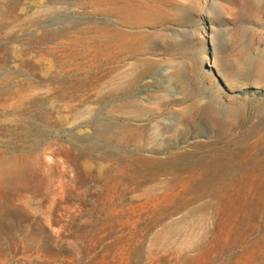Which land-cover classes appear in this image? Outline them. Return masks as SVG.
Masks as SVG:
<instances>
[{
    "label": "rangeland",
    "instance_id": "rangeland-1",
    "mask_svg": "<svg viewBox=\"0 0 264 264\" xmlns=\"http://www.w3.org/2000/svg\"><path fill=\"white\" fill-rule=\"evenodd\" d=\"M0 264H264V0H0Z\"/></svg>",
    "mask_w": 264,
    "mask_h": 264
},
{
    "label": "bare ground",
    "instance_id": "bare-ground-1",
    "mask_svg": "<svg viewBox=\"0 0 264 264\" xmlns=\"http://www.w3.org/2000/svg\"><path fill=\"white\" fill-rule=\"evenodd\" d=\"M114 1H115V0H114ZM122 1H123V0H122ZM109 3H110V2H109ZM112 3H113V2H112ZM112 3H111V4H112ZM118 3H119V2H118ZM131 3H132V2H131ZM131 3H130V4H131ZM113 4H114V3H113ZM125 4H126V3H125ZM115 5H116V4H115ZM131 5H132V4H131ZM98 7H99V5H98ZM103 8H104V7H103ZM105 8H106V6H105ZM115 8H116V7H115ZM107 9H108V7H107ZM122 9H123V8H122ZM103 10H105V9H103ZM105 11H106V10H105ZM108 12H109V11H108ZM93 29H95V28H93ZM120 34H122V33H120ZM123 34H124V33H123ZM96 37H97V36H96ZM107 37H108V36H107ZM118 37H119V36H118ZM95 40H96V39H95ZM104 41H105V40H104ZM108 42H109V41H108ZM111 42H112V41H111ZM115 42H116V41H115ZM79 43H80V42H79ZM85 43H86V41H85ZM89 43H90V42H89ZM93 45H94V44H93ZM85 46H86V45H85ZM99 46H100V45H99ZM90 47H91V46H90ZM96 48H97V47H96ZM115 53H116V52H115ZM96 54H97V53H96ZM98 57H99V56H98ZM93 61H94V60H93ZM100 65H101V64H100ZM94 67H95V66H94ZM111 68H112V67H111ZM102 69H103V68H102ZM109 69H110V68H109ZM112 70H113V69H112ZM112 70H111V71H112ZM102 71H103V70H102ZM93 72H94V71H93ZM107 72H108V71H106V73H107ZM109 72H110V71H109ZM117 74H119V73H117ZM110 76H111V75H110ZM105 82H106V81H105ZM107 82H108V81H107ZM107 82H106V83H107ZM127 83H128V82H127ZM128 84H129V83H128ZM128 84H127V85H128ZM135 84H136V83H135ZM116 91H117V90H116ZM112 92H113V91H112ZM118 92H119V90H118ZM114 93H115V92H114ZM117 94H118V93H117ZM117 94H116V95H117ZM112 96H113V95H112ZM96 97H97V96H96ZM104 98H105V97H104ZM108 98H109V97H108ZM110 99H111V98H110ZM100 103H101V102H100ZM122 107H123V106H122ZM129 107H130V106H129ZM132 134H133V133H132ZM124 136H125V135H124ZM121 137H122V136H121ZM119 140H121V139H119ZM137 142H138V141H137ZM169 156H170V154H169ZM194 164H195V163H194ZM209 169H210V168H209Z\"/></svg>",
    "mask_w": 264,
    "mask_h": 264
}]
</instances>
